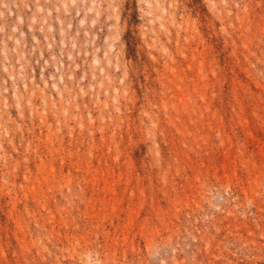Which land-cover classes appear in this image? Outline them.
<instances>
[{
	"label": "rangeland",
	"instance_id": "374dc122",
	"mask_svg": "<svg viewBox=\"0 0 264 264\" xmlns=\"http://www.w3.org/2000/svg\"><path fill=\"white\" fill-rule=\"evenodd\" d=\"M0 264H264V0H0Z\"/></svg>",
	"mask_w": 264,
	"mask_h": 264
}]
</instances>
